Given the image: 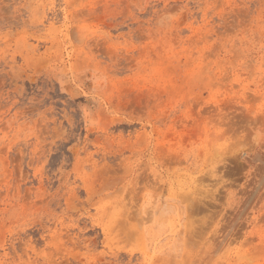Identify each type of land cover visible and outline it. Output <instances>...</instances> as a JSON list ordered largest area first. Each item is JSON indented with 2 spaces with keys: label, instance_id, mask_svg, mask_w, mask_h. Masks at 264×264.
<instances>
[{
  "label": "rangeland",
  "instance_id": "1",
  "mask_svg": "<svg viewBox=\"0 0 264 264\" xmlns=\"http://www.w3.org/2000/svg\"><path fill=\"white\" fill-rule=\"evenodd\" d=\"M261 139L264 0H0V264H264Z\"/></svg>",
  "mask_w": 264,
  "mask_h": 264
},
{
  "label": "bare ground",
  "instance_id": "2",
  "mask_svg": "<svg viewBox=\"0 0 264 264\" xmlns=\"http://www.w3.org/2000/svg\"><path fill=\"white\" fill-rule=\"evenodd\" d=\"M187 196H188V195H187ZM133 216H134V215H133ZM133 216H132L131 218H133ZM130 220L132 221V219H130ZM135 220H136V219H135ZM135 220H134V221H135ZM138 222H139V221H138ZM123 223H124V222H123ZM127 225H128V224H127ZM129 225H130V224H129ZM125 226H126V225H125ZM139 226H140V225H139ZM121 228H122V227H121ZM139 228H140V227H139ZM123 229H126V228H123ZM127 229H128V228H127ZM121 230H122V229H121ZM128 230H129V229H128ZM124 231H125V230H124ZM189 231H190V230H189ZM132 232H133V231H132ZM128 233H129V232H128ZM137 233H138V232H137ZM137 233H136V234H137ZM123 234H124V233H123ZM133 234H134V233H132V236H133ZM136 234H135V236H137ZM122 237H125V235L122 236ZM126 237H127V236H126ZM128 237H130V235H129ZM131 238H133V237H131ZM131 238H130V239H131Z\"/></svg>",
  "mask_w": 264,
  "mask_h": 264
},
{
  "label": "snow or ice",
  "instance_id": "3",
  "mask_svg": "<svg viewBox=\"0 0 264 264\" xmlns=\"http://www.w3.org/2000/svg\"><path fill=\"white\" fill-rule=\"evenodd\" d=\"M261 144L262 146H264V139H261Z\"/></svg>",
  "mask_w": 264,
  "mask_h": 264
}]
</instances>
